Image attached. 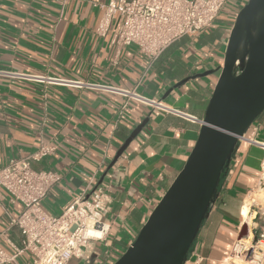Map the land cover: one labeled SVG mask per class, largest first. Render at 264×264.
<instances>
[{
	"label": "crops",
	"instance_id": "1",
	"mask_svg": "<svg viewBox=\"0 0 264 264\" xmlns=\"http://www.w3.org/2000/svg\"><path fill=\"white\" fill-rule=\"evenodd\" d=\"M109 1L0 0V167L29 156L41 143L53 146L51 155L32 163L61 176L42 202L44 211L59 215L92 186L103 185L109 196L107 242L118 256L194 146L217 79L214 73L200 74L222 65L231 22L248 0H228L213 27L183 36L154 59L134 45L112 43L119 19L105 34L99 33L100 6ZM133 93L160 101L166 109L148 106ZM146 117L145 127L108 169ZM261 144L264 111L239 142L184 264H235V245L261 230L251 204V225L244 223L247 200L263 185ZM21 209L0 191V233ZM8 237L20 245L16 228L9 229ZM105 250L102 244L89 243L69 264H100ZM8 264H32V259L24 253Z\"/></svg>",
	"mask_w": 264,
	"mask_h": 264
},
{
	"label": "built area",
	"instance_id": "2",
	"mask_svg": "<svg viewBox=\"0 0 264 264\" xmlns=\"http://www.w3.org/2000/svg\"><path fill=\"white\" fill-rule=\"evenodd\" d=\"M227 1L110 0L100 6L104 12L98 30L105 34L112 21L119 19L112 43L119 47L134 45L147 58L154 59L183 36L213 27ZM133 97L148 106L165 108L160 101L144 99L135 93ZM192 120L196 121V118ZM247 141L257 143L254 139ZM261 146L264 148V144ZM54 149L41 143L29 156L12 159L0 167V191L7 192L12 202L22 206L18 215L11 216L9 226L0 233V239L10 248L7 251L0 243V264L12 263L24 253L30 255L32 264H69L73 258L82 256L83 248L89 243H99L106 248L100 264H114L121 254L115 256L109 250L107 236L110 224L106 219L109 196L103 185L92 186L59 215L44 211L42 202L48 191L59 183L61 176L54 170L35 169L32 163L51 155ZM262 181L264 184L263 177ZM11 228L19 231V246L9 240ZM241 245H235L234 254H243L247 264H264V226L250 246Z\"/></svg>",
	"mask_w": 264,
	"mask_h": 264
},
{
	"label": "water",
	"instance_id": "3",
	"mask_svg": "<svg viewBox=\"0 0 264 264\" xmlns=\"http://www.w3.org/2000/svg\"><path fill=\"white\" fill-rule=\"evenodd\" d=\"M211 73L217 79L194 146L132 243L114 264L186 262L218 197L221 180L233 165L239 142L264 111V0H248L236 13L222 65L200 76ZM186 81L174 84L165 97ZM148 120L146 117L132 130L108 169Z\"/></svg>",
	"mask_w": 264,
	"mask_h": 264
},
{
	"label": "rangeland",
	"instance_id": "4",
	"mask_svg": "<svg viewBox=\"0 0 264 264\" xmlns=\"http://www.w3.org/2000/svg\"><path fill=\"white\" fill-rule=\"evenodd\" d=\"M232 22H231V24H232ZM246 204L247 205L245 207H246L247 210H246V212H244V216H245L244 220H245V222L248 223L249 226L251 225L250 216H249L250 204H251V205H253L252 206L253 210L257 211V215H256L257 216V221L261 220L262 221V225L261 224L260 225L263 227L264 226V184L257 187L256 192H253L251 194V196L247 200ZM256 235H257V233H253L252 235H250L247 238V241L241 246L242 247L250 246V244H252V242L255 240V236ZM244 257L245 256L243 254L242 255L239 254L238 256L236 254H234L235 264H247L246 258H244Z\"/></svg>",
	"mask_w": 264,
	"mask_h": 264
},
{
	"label": "bare ground",
	"instance_id": "5",
	"mask_svg": "<svg viewBox=\"0 0 264 264\" xmlns=\"http://www.w3.org/2000/svg\"><path fill=\"white\" fill-rule=\"evenodd\" d=\"M263 177H264V174H263ZM246 210H247V209H246V207H245V210H244V211L246 212ZM244 223L247 224L246 222H244ZM246 226H247V225H246ZM247 229H248V226H247ZM94 234L97 235V236L99 235L98 232H94ZM241 243H242V242H239V244H241ZM237 249H238V246H237ZM233 262H235V261L233 260Z\"/></svg>",
	"mask_w": 264,
	"mask_h": 264
}]
</instances>
